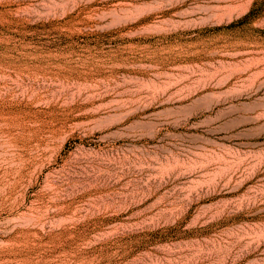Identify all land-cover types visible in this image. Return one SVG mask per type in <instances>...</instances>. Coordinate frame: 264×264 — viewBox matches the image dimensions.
I'll use <instances>...</instances> for the list:
<instances>
[{"label": "rangeland", "instance_id": "rangeland-1", "mask_svg": "<svg viewBox=\"0 0 264 264\" xmlns=\"http://www.w3.org/2000/svg\"><path fill=\"white\" fill-rule=\"evenodd\" d=\"M0 0V264H264V0ZM186 9H182V8Z\"/></svg>", "mask_w": 264, "mask_h": 264}, {"label": "bare ground", "instance_id": "bare-ground-1", "mask_svg": "<svg viewBox=\"0 0 264 264\" xmlns=\"http://www.w3.org/2000/svg\"><path fill=\"white\" fill-rule=\"evenodd\" d=\"M174 1V4L171 8H178L187 1L195 0H168ZM186 9L185 7L182 8ZM224 84L227 86L223 89L211 91L209 94H213L209 102L197 109L201 110L198 113L204 115H213V113L219 117L228 116L230 117L234 126H242L250 123H259L264 119V98L263 99H251V95L245 93L238 94H227V91L232 90L234 85H229V80L225 81Z\"/></svg>", "mask_w": 264, "mask_h": 264}]
</instances>
